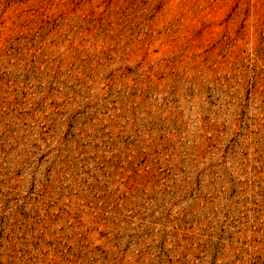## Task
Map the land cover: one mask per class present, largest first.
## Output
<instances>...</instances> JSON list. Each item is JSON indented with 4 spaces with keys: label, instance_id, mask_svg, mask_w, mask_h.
<instances>
[{
    "label": "rangeland",
    "instance_id": "rangeland-1",
    "mask_svg": "<svg viewBox=\"0 0 264 264\" xmlns=\"http://www.w3.org/2000/svg\"><path fill=\"white\" fill-rule=\"evenodd\" d=\"M0 264H264V0H0Z\"/></svg>",
    "mask_w": 264,
    "mask_h": 264
}]
</instances>
